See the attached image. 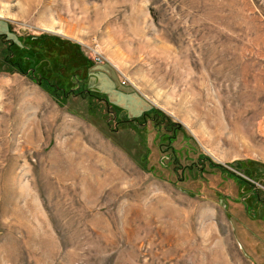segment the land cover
I'll use <instances>...</instances> for the list:
<instances>
[{
    "label": "rangeland",
    "instance_id": "rangeland-1",
    "mask_svg": "<svg viewBox=\"0 0 264 264\" xmlns=\"http://www.w3.org/2000/svg\"><path fill=\"white\" fill-rule=\"evenodd\" d=\"M25 1L0 0V264H264V0Z\"/></svg>",
    "mask_w": 264,
    "mask_h": 264
},
{
    "label": "trees",
    "instance_id": "trees-1",
    "mask_svg": "<svg viewBox=\"0 0 264 264\" xmlns=\"http://www.w3.org/2000/svg\"><path fill=\"white\" fill-rule=\"evenodd\" d=\"M49 36V35H48ZM48 36H47V38H48ZM76 46V43L75 44H73V46ZM17 68L19 69L20 68V66L18 67L17 66ZM20 70V69H19ZM146 112V111H145ZM154 114H157L158 113V110H156V109H154ZM144 114V113H143ZM152 115V114H151ZM148 116V115H147ZM153 121H155V122H158V120H159V117H157V116H154L153 115ZM174 128H176V127H174ZM176 132H179V131H174V133H176ZM173 136V135H172ZM171 135H169L168 134V137L170 138V137H172ZM164 144H165V142H164ZM201 158H204V159H201ZM201 158H198V160H199V163H201V164H207V165H211V167H213V168H224L221 164H219V163H214V162H212L208 157H205V156H202ZM193 163L191 164V165H185V167L187 168V170H192L193 169ZM235 177H238V178H240L241 179V177L240 176H237V175H234Z\"/></svg>",
    "mask_w": 264,
    "mask_h": 264
},
{
    "label": "bare ground",
    "instance_id": "bare-ground-1",
    "mask_svg": "<svg viewBox=\"0 0 264 264\" xmlns=\"http://www.w3.org/2000/svg\"><path fill=\"white\" fill-rule=\"evenodd\" d=\"M36 7H37V4H36L35 0H27V2L25 4V8L29 14L33 13ZM2 15H3V13L0 11V16H2Z\"/></svg>",
    "mask_w": 264,
    "mask_h": 264
}]
</instances>
